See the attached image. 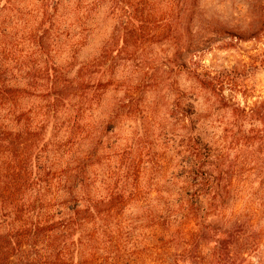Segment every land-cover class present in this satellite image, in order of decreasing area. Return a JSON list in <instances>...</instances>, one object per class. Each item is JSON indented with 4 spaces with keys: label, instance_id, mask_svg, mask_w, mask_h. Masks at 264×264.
<instances>
[{
    "label": "trees",
    "instance_id": "1",
    "mask_svg": "<svg viewBox=\"0 0 264 264\" xmlns=\"http://www.w3.org/2000/svg\"><path fill=\"white\" fill-rule=\"evenodd\" d=\"M198 2L0 0V264H255L246 253L264 264V196L228 214L236 173L198 134L195 107L167 156L142 152L138 137L111 145L119 113L99 118L142 42L175 41L183 72L181 30ZM108 28L99 55L80 60ZM237 75L196 78L223 95ZM242 113L264 122V103ZM247 227L252 242L241 245Z\"/></svg>",
    "mask_w": 264,
    "mask_h": 264
},
{
    "label": "rangeland",
    "instance_id": "2",
    "mask_svg": "<svg viewBox=\"0 0 264 264\" xmlns=\"http://www.w3.org/2000/svg\"><path fill=\"white\" fill-rule=\"evenodd\" d=\"M110 32L111 28L106 33L96 32L82 50L80 60L97 57ZM181 32L183 72L173 62L175 41L164 39L149 47L142 42L135 54L124 56L123 68L116 71L123 87L106 94L99 118H103L104 111L114 116L119 113L120 120L114 123L120 122L121 131L112 132L111 145L117 137L124 145L138 137L147 142L142 152L167 156L174 154V147L184 135L185 131L179 129L184 108L195 107L193 120L198 134L219 148L218 154L224 156L227 166L232 163L236 173L233 181L237 196L231 200L228 214L243 213L247 206L252 210L258 197L253 193L264 196V183L258 184L264 178V142L253 139L257 130L264 133V122L245 117L242 112L249 113L255 103H264V0H199ZM227 72L238 74L237 86H227L223 95L215 94L211 87H202L196 78L197 74L214 77ZM135 107L140 111L138 120L133 115ZM185 123L189 124V120ZM262 226L264 217L257 225ZM250 231L249 227L243 230L239 244L252 242ZM218 237L224 239L226 235ZM263 251L264 245L262 261ZM242 257L251 263L259 262L249 253ZM181 264L196 263L188 260Z\"/></svg>",
    "mask_w": 264,
    "mask_h": 264
}]
</instances>
